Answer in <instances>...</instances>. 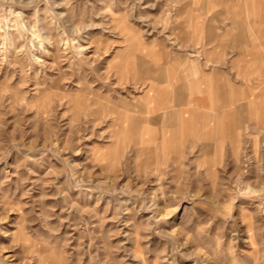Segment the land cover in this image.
<instances>
[{
	"label": "rangeland",
	"instance_id": "obj_1",
	"mask_svg": "<svg viewBox=\"0 0 264 264\" xmlns=\"http://www.w3.org/2000/svg\"><path fill=\"white\" fill-rule=\"evenodd\" d=\"M211 2L0 0V264H264V98L177 119Z\"/></svg>",
	"mask_w": 264,
	"mask_h": 264
},
{
	"label": "crops",
	"instance_id": "obj_2",
	"mask_svg": "<svg viewBox=\"0 0 264 264\" xmlns=\"http://www.w3.org/2000/svg\"><path fill=\"white\" fill-rule=\"evenodd\" d=\"M211 3L212 16L198 27L203 31L206 42L213 45L207 55L213 56L219 64L213 69L202 70L194 82L173 89L174 100L179 106L177 119L190 128L200 117L208 118L206 114L199 116L202 107L207 106L203 102L205 96L215 98L217 114L214 117L219 125L221 118L237 114L235 111L241 106L240 98H246L245 103L242 102L243 107L250 105L251 99L247 98L251 96L264 98V0H212ZM226 61L227 67H224ZM232 77H242L248 85L243 88ZM254 91L261 94L255 95ZM188 94L189 100L186 99ZM185 105L188 107L182 108ZM208 105L213 106L211 102ZM233 109L232 113L230 110ZM197 124L208 126L207 120ZM230 126L233 127L229 125V129ZM209 132L202 130L200 133L209 136Z\"/></svg>",
	"mask_w": 264,
	"mask_h": 264
},
{
	"label": "bare ground",
	"instance_id": "obj_3",
	"mask_svg": "<svg viewBox=\"0 0 264 264\" xmlns=\"http://www.w3.org/2000/svg\"><path fill=\"white\" fill-rule=\"evenodd\" d=\"M240 26H241V25H240ZM214 31H215V30H214ZM214 31H213V32H214ZM242 35H243V34H242ZM213 36H214V35H213ZM244 37H245V36H244ZM233 45H234V44H233ZM192 68H193V67H192ZM192 70H193V69H192ZM194 72H195V70H194ZM194 72H193V74H194ZM196 73H197V72H196ZM196 73H195V74H196ZM81 91H82V90H81ZM84 91H85V90H83L82 92L84 93ZM180 95H181V94H180ZM184 97H185V96H184ZM87 100H88V99H87ZM244 103H245V102H244ZM235 109H236V107H235ZM177 112H178V111H177ZM173 114H174V113H173ZM239 115H240V114H239ZM247 116H248V113H247ZM171 117H172V116H171ZM238 117H239V116H238ZM239 119H240V118H239ZM172 120H173V119H172ZM247 120H248V119H247ZM162 122H163V121H162ZM178 125H179V124H178ZM159 127H160V126H159Z\"/></svg>",
	"mask_w": 264,
	"mask_h": 264
}]
</instances>
